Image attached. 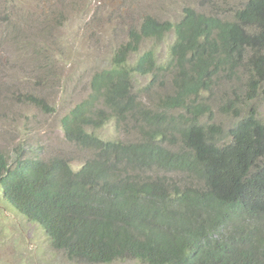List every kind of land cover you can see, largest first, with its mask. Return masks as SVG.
Returning a JSON list of instances; mask_svg holds the SVG:
<instances>
[{"label":"trees","instance_id":"obj_1","mask_svg":"<svg viewBox=\"0 0 264 264\" xmlns=\"http://www.w3.org/2000/svg\"><path fill=\"white\" fill-rule=\"evenodd\" d=\"M208 9L127 30L61 118L78 164L24 137L11 154L0 147L3 198L68 259L264 264V121L253 106L264 102V0ZM170 34L165 58L139 53ZM213 99L235 116L229 128L206 119ZM109 121L134 136H99Z\"/></svg>","mask_w":264,"mask_h":264},{"label":"rangeland","instance_id":"obj_2","mask_svg":"<svg viewBox=\"0 0 264 264\" xmlns=\"http://www.w3.org/2000/svg\"><path fill=\"white\" fill-rule=\"evenodd\" d=\"M244 0H0V147L12 153L23 139L79 163L80 148L65 139L61 118L90 92L95 70L109 66L112 50L126 39L130 27L147 15L175 21L185 6L224 11ZM213 5H212V4ZM172 34L147 40L139 53L152 48L167 55ZM148 78L139 80L141 85ZM167 84V83H166ZM220 88L224 82L219 81ZM28 96L42 100L35 105ZM145 102L148 98L142 96ZM214 119L225 129L235 116L211 101ZM264 121V102L253 101ZM105 139L126 138L134 132L113 121L96 130ZM0 264H145L126 258L110 263L70 260L51 246L37 223L17 212L0 189Z\"/></svg>","mask_w":264,"mask_h":264}]
</instances>
